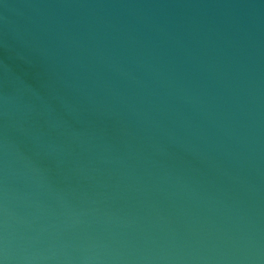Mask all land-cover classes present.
<instances>
[{"label":"water","instance_id":"water-1","mask_svg":"<svg viewBox=\"0 0 264 264\" xmlns=\"http://www.w3.org/2000/svg\"><path fill=\"white\" fill-rule=\"evenodd\" d=\"M0 264H264V0H0Z\"/></svg>","mask_w":264,"mask_h":264}]
</instances>
